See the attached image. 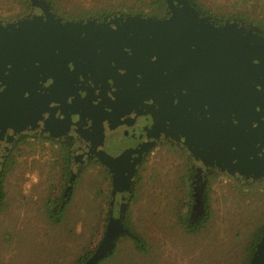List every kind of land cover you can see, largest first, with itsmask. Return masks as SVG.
<instances>
[{"label": "water", "instance_id": "water-1", "mask_svg": "<svg viewBox=\"0 0 264 264\" xmlns=\"http://www.w3.org/2000/svg\"><path fill=\"white\" fill-rule=\"evenodd\" d=\"M167 4L161 20L125 14L72 23L38 0L40 14L23 19L39 25L23 19L0 24V86L70 78L136 102L158 98L154 88L163 83L164 95L182 105L179 116L189 113L198 123L196 137L233 166L227 172L264 175V37L235 23L215 25L187 0ZM116 177L114 189L123 182L119 192L128 196L130 173ZM126 233L110 216L101 245L85 264L112 253ZM248 264H264V234Z\"/></svg>", "mask_w": 264, "mask_h": 264}, {"label": "rangeland", "instance_id": "rangeland-1", "mask_svg": "<svg viewBox=\"0 0 264 264\" xmlns=\"http://www.w3.org/2000/svg\"><path fill=\"white\" fill-rule=\"evenodd\" d=\"M199 2L220 12L227 10L231 0ZM11 6L1 2L0 18L19 12ZM82 7L89 9L91 5L85 3ZM39 14V9L33 8L24 18ZM36 21L22 20L25 25H39ZM29 145L33 153L25 149L24 156L20 157V152L14 155L17 165L8 172L2 186L5 201L0 213V264H70L84 252L93 254L102 243L110 218L106 165L85 166L74 184L62 223L52 225L44 216V200L56 197L62 182L53 177L57 167L51 163L54 156L48 153L46 144ZM198 150L196 147V153H188L168 142L166 135L147 148L148 155L133 180L132 196L131 192L125 196L119 209L118 196V204L109 209L112 219L121 221L126 216L131 228L144 239L147 254L138 253L130 238L120 235L112 257L100 264H237L243 260L244 247L264 224V176L223 172L233 166ZM199 158L217 172L211 175L208 171L207 182L199 184L202 194L193 202L195 170L190 159ZM205 190L211 217L201 225L206 213ZM179 215L187 218L190 229L198 230L196 234L186 233Z\"/></svg>", "mask_w": 264, "mask_h": 264}, {"label": "flooded vegetation", "instance_id": "flooded-vegetation-1", "mask_svg": "<svg viewBox=\"0 0 264 264\" xmlns=\"http://www.w3.org/2000/svg\"><path fill=\"white\" fill-rule=\"evenodd\" d=\"M34 1L33 5L38 0ZM163 89V83H159L154 88L158 98L129 102L111 98L99 87L70 78L52 81L26 79L11 87L0 86V167L6 158L19 154L21 147L26 148L29 143L46 144L50 155L53 156L52 147L67 158V179L61 174L62 168L57 160L51 163L57 167L53 177L62 182V187L57 189L59 193L55 192L56 197L52 198L68 200L73 198L74 184L77 185L76 180L85 166L98 167L104 163V180L109 181L110 186L107 213L110 217L109 209L118 204L117 197H120L119 209L126 195V192H119L123 182L114 189V177L117 174V179L121 172L123 177L130 173L133 181L148 155L145 151L153 143H158V138L166 135L168 142L188 153H196L195 149L199 147V154L205 152L225 159L220 150L196 137L198 123L190 118L189 113L187 118H181L182 105L166 97ZM192 139L202 141V144H194ZM125 152L130 155L119 165H114L112 160ZM190 161L195 170L192 177L194 202L195 197L202 194L199 184L207 182L206 174H215L217 170L202 158ZM195 163L199 165L197 168ZM222 171L227 172L226 169ZM250 176L261 178L264 175Z\"/></svg>", "mask_w": 264, "mask_h": 264}, {"label": "trees", "instance_id": "trees-1", "mask_svg": "<svg viewBox=\"0 0 264 264\" xmlns=\"http://www.w3.org/2000/svg\"><path fill=\"white\" fill-rule=\"evenodd\" d=\"M76 1L77 4H73ZM189 4L203 17L208 19L215 25H223L225 23H235L258 36L264 37V0H231L228 3L227 10L216 12L214 9L208 8L207 5L202 4L199 0H187ZM1 2H7L8 5H13L10 9H17L19 12L14 16L6 18H0L1 23H12L18 21L27 16L34 7V0H0ZM47 5L48 11L53 14L57 19L67 22H78V21H93L103 20L110 16H121L125 14L138 15L140 17H149L153 19H164L168 13L167 0H43ZM85 3H89L91 7L83 8ZM16 7V8H15ZM27 148L19 150L21 153L20 157L24 156V150L27 149L29 153H33L31 145H26ZM53 152L54 160L56 159L60 168H62L63 177H68V162L67 158L60 152L55 151L51 147ZM57 153V155H54ZM61 160V161H60ZM62 162V164H61ZM17 161L15 156L8 157L3 161L0 167V213L4 209L5 195L2 191L4 178L9 171L16 167ZM62 166V167H61ZM192 172V171H191ZM208 193L204 191V208L205 214L200 221L201 225L207 223L211 217L210 208L208 205ZM71 199L64 200L62 197L58 198H47L44 200L45 213L44 216L47 221L52 225H59L62 223L68 205ZM179 223L184 226L187 234H196L198 230L190 229V223L184 216H178ZM123 228L127 231L123 236L130 238L134 249L140 254H147V245L144 239L136 231H134L126 216L121 219ZM264 234V224L257 228L251 236L250 241L244 247V257L242 261L237 264H248L251 256L255 250L257 243L261 236ZM113 253V251H112ZM112 253L104 256L95 264H100L112 257ZM93 254L84 252L83 255L77 257L70 264H85L92 257Z\"/></svg>", "mask_w": 264, "mask_h": 264}, {"label": "clouds", "instance_id": "clouds-1", "mask_svg": "<svg viewBox=\"0 0 264 264\" xmlns=\"http://www.w3.org/2000/svg\"><path fill=\"white\" fill-rule=\"evenodd\" d=\"M33 182H35V178H33ZM30 187V185H26V188Z\"/></svg>", "mask_w": 264, "mask_h": 264}]
</instances>
